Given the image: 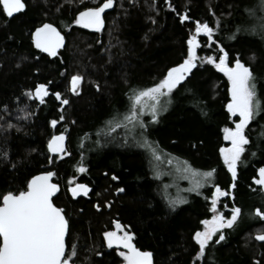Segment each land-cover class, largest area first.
<instances>
[{"label": "trees", "instance_id": "obj_1", "mask_svg": "<svg viewBox=\"0 0 264 264\" xmlns=\"http://www.w3.org/2000/svg\"><path fill=\"white\" fill-rule=\"evenodd\" d=\"M23 2L24 12L11 19L0 6V203L8 192L26 191L34 176L53 171L61 188L53 202L68 220L67 255L74 246V264H122L119 250L108 247L104 235L117 221L134 234L140 250L153 254V264H264V241L256 238L264 234V219L256 215L257 209L264 211V189L255 183L264 167V110L246 130L249 143L232 188L220 149L226 146L224 128H233L239 117L232 118L226 107L231 100L227 76L204 59L218 62L223 48L230 67L236 59L250 66L264 102V36L258 28L245 30L254 24L246 10L259 17L260 0H114L100 31L75 20L104 0ZM184 14L190 19L182 22ZM197 21L214 28L213 41L197 36L196 67L167 97L168 109L156 122L141 116L146 127L137 125L130 134L132 125L123 121L130 95L158 83L187 58ZM44 24L66 37L56 56L35 46L34 33ZM76 75L83 79L73 93ZM39 84L48 89L44 103L27 95ZM59 133L67 134L68 149L55 158L47 147ZM142 137L194 169H215L214 183L171 207L165 180L155 174ZM81 166L87 171L79 172ZM76 184L88 185L87 197L72 195L69 189ZM216 186L229 193L222 196L219 212L229 218L239 207L241 213L222 231L225 239L217 243L216 235L199 258L194 235L213 217Z\"/></svg>", "mask_w": 264, "mask_h": 264}, {"label": "snow or ice", "instance_id": "obj_2", "mask_svg": "<svg viewBox=\"0 0 264 264\" xmlns=\"http://www.w3.org/2000/svg\"><path fill=\"white\" fill-rule=\"evenodd\" d=\"M114 0H104L98 7L87 8L79 13L75 23L84 28H91L100 31L103 28V13L106 9L113 7ZM3 12L8 17L22 11L25 8L23 0H0ZM171 7V4H169ZM258 8L262 14L257 17L254 9H247L250 18L254 24L250 29H245L255 33L257 28L259 34L264 36V0H260ZM174 10V9H173ZM187 14L181 16V21L189 20ZM237 31H240L238 28ZM195 33L188 41V55L178 66L172 67L167 74L158 83L151 87L133 91L129 100L131 106L127 114L123 116V121L132 126L139 125L145 128L146 125L140 118L145 111L151 114L153 122L157 121L159 112L165 110L166 102L162 101L164 97H170L173 90L191 73L196 67V61L199 59L196 49L199 47L197 36L203 34L209 41H213L214 28L208 23L197 21L195 24ZM232 38H235L234 36ZM35 46L50 56L57 55V49L63 46L64 37L51 24H44L37 28L34 33ZM223 53L217 59L215 57L204 58L207 63L214 65L220 72L227 76L230 83L229 92L231 100L227 104V110L232 116L239 117V121L235 124V128H224V139L230 141V147H222L220 149L223 161L232 175L235 188V179L237 176V162L241 158V154L245 151L244 146L249 143L248 137L245 135V128L264 108L256 91L255 77L250 68L239 59L235 60L233 67L227 62V53L220 48ZM79 75L71 78V91L77 93L78 87L82 81ZM47 86L39 84L34 94L32 92L27 95L33 99H38L40 103H44V98L48 95ZM58 100L61 99L60 93L54 94ZM62 104H68L67 99L61 100ZM63 119V117H61ZM52 125L55 126L57 121L53 120ZM121 124L117 122L116 127ZM63 134L53 136L49 141L48 148L50 152L64 153ZM143 144L152 149L153 158L157 161L161 160L158 149L152 147L146 138L142 137ZM51 162V161H50ZM169 164L171 160L167 161ZM83 173L87 169L83 166L78 168ZM176 171L183 175V178H190L192 188L190 191H197L203 187L211 178L214 177L215 169L207 172H200L192 168L187 162H183L182 166H177ZM259 178L255 179V183L264 187V167L258 170ZM55 175L53 171H47L41 175L34 176L27 185L26 191L19 194L8 192L2 197L0 203V264H74L72 257L76 255L73 246L70 254L66 255L65 237L68 233V220L65 218L63 209L57 207L53 203V196L59 191V185L52 182ZM117 179V177H113ZM90 189L86 184H76L71 188L74 197L79 195L87 196ZM123 191V189H119ZM229 195L228 192L222 191L216 186L215 195L212 198L211 211L214 213L211 220L202 221L203 231H197L194 240L199 246L198 257L203 258L206 248L213 240L218 232L222 233L224 228H232L237 221L241 209L234 207L231 210L230 218L220 213L217 208L218 198L220 196ZM184 202L181 198L172 199L169 204L175 207L176 204ZM256 215L264 219V211L256 210ZM108 247L113 245L122 246L127 251L120 252L125 264H153L150 251H142L133 243L134 234L124 231V226L118 221L116 222V230L108 231L105 234ZM258 240L264 241V234L256 237ZM223 234H220L217 243L224 240Z\"/></svg>", "mask_w": 264, "mask_h": 264}, {"label": "rangeland", "instance_id": "obj_3", "mask_svg": "<svg viewBox=\"0 0 264 264\" xmlns=\"http://www.w3.org/2000/svg\"><path fill=\"white\" fill-rule=\"evenodd\" d=\"M76 25H78V24H76ZM78 26H80V27H82L81 25H78ZM79 87H80V85H79ZM79 87H78V90H77V92L79 91ZM162 101L163 102H166V104H165V110H162V111H160L159 112V115L160 114H163L165 111H166V109H168V107H169V102H168V98L167 97H164V98H162ZM144 115H148V116H150L151 117V114L148 112V111H145L144 112V114L142 115V116H144ZM158 115V116H159ZM259 115V114H258ZM258 115H256L255 116V118L258 116ZM232 116V115H231ZM234 117H238V115L237 116H232V118H234ZM254 118V119H255ZM253 119V120H254ZM239 120H237V121H235L234 122V126H233V128H235V124L238 122ZM250 124V123H249ZM249 124H248V126H249ZM248 126L245 128V133H246V130H247V128H248ZM137 128V125L136 126H132L131 127V129H130V134H132L133 132H134V130ZM60 134V133H59ZM64 134H66V133H64ZM246 135V134H245ZM224 137V136H223ZM224 142L226 143V146H224V147H230V141H226L225 139H224ZM150 143V142H149ZM151 145H152V147L153 148H155V149H158V151H159V154L161 155V160H159V161H157V160H155L154 158H153V155H152V149H150V148H148L147 146H146V150H147V153H148V155L151 157V159H152V167H154L153 169H154V171H155V174H156V172H158L157 174L158 175H161V178L163 179V180H165V183H166V185H165V189H164V191H165V193H167V197H168V202L170 201V200H172V199H176V198H181L184 202H182V203H178V204H176L175 205V207H178V206H180V205H183V204H185V203H187L188 201H189V198L192 196V195H199L203 190H205L206 188H208V187H210L213 183H214V178L215 177H213V178H211L207 183H205L204 184V186L203 187H201V188H199L197 191H190L189 189H191L192 188V183H191V180H190V178H183V175L181 174V173H178L177 171H176V168H177V166H182L183 165V162H185V160H183V159H181V158H178V157H176V156H174V155H171L170 153H168V152H166V151H164V150H162V149H160V148H157L156 146H154L152 143H150ZM246 146V145H245ZM245 146H244V148H245ZM243 154V153H242ZM242 154H241V156H242ZM61 157H63V156H61ZM58 158H60V157H58ZM222 159H223V157H222ZM241 159V158H240ZM168 160H171L172 161V163L171 164H169L167 161ZM224 162V161H223ZM239 163H240V160L237 162V166L239 165ZM188 164V163H187ZM225 164V163H224ZM189 165V164H188ZM226 166V165H225ZM226 168H227V166H226ZM228 169V168H227ZM200 171V170H199ZM200 172H207V171H200ZM75 186V185H74ZM73 186V187H74ZM72 188V187H71ZM71 188L69 189L70 190V192H71ZM263 189H264V187H262ZM215 192H216V189H215ZM215 192H214V195H215ZM213 195V196H214ZM213 198V197H212ZM212 198H211V202H212ZM222 196H220L219 198H218V203H217V208L219 207V204H220V202H221V200H222ZM172 207V206H171ZM211 207H212V203H211ZM174 208V207H173ZM219 211V210H218ZM213 213V212H212ZM220 213H223V215L225 216V212L223 211V212H220ZM213 215H214V213H213ZM226 217V216H225ZM230 218V217H229ZM239 218V217H238ZM212 219V218H211ZM210 219V220H211ZM237 221H238V219H237ZM236 221V222H237ZM235 222V223H236ZM205 227V226H204ZM224 229H226V228H224ZM223 229V230H224ZM115 230H116V228H115ZM114 230V231H115ZM204 230V229H203ZM222 230V231H223ZM125 231V230H124ZM221 233L220 232H218L216 235H220ZM213 239H214V237H213ZM120 252H122V250H119L118 251V254H119V256L122 258V260H123V263L122 264H125V261H124V259H123V257L120 255Z\"/></svg>", "mask_w": 264, "mask_h": 264}, {"label": "water", "instance_id": "obj_4", "mask_svg": "<svg viewBox=\"0 0 264 264\" xmlns=\"http://www.w3.org/2000/svg\"><path fill=\"white\" fill-rule=\"evenodd\" d=\"M24 10H25V8L22 10V11H20V12H18V13H15V14H13V16L12 17H8V18H13V17H15V16H17L18 14H20V13H22V12H24ZM106 10H108V9H106ZM54 26V25H53ZM55 27V26H54ZM56 29H57V27H55ZM87 29H90V30H94V31H97V30H95V29H91V28H87ZM58 30V29H57ZM59 31V30H58ZM60 32V31H59ZM61 33V32H60ZM61 35L64 37V42H63V46L62 47H60V48H58L57 49V52L58 51H60V50H62L64 47H65V45H66V39H65V36L61 33ZM39 51H41L42 53H44V54H46V55H48V56H50L48 53H46V52H44V51H42L41 49H39V48H37ZM61 134H63L64 136H65V140H64V148H65V152L64 153H57V154H54V153H52V152H50V150H49V148H48V152H49V154H50V156H52V157H59V156H64L66 153H67V149H68V136L66 135V134H64V133H60V134H56L55 136H59V135H61ZM52 139V138H51ZM49 144V143H48ZM39 175H41V174H39ZM53 180H54V176L52 177V182H53ZM54 183V182H53ZM60 194V187H59V191L57 192V193H55V195L53 196V201H54V199L58 196ZM76 197H86V196H84V195H79V196H76ZM54 203V202H53ZM66 218V217H65ZM68 235H69V224H68V233H67V235H66V237H65V243H66V254H67V239H68ZM107 241V240H106ZM133 243H134V241H133ZM135 244V243H134ZM137 247V246H136ZM111 248H115V249H118V250H122V251H127V249H124L122 246H116V245H113ZM138 248V247H137ZM152 259H153V257H152Z\"/></svg>", "mask_w": 264, "mask_h": 264}, {"label": "bare ground", "instance_id": "obj_5", "mask_svg": "<svg viewBox=\"0 0 264 264\" xmlns=\"http://www.w3.org/2000/svg\"><path fill=\"white\" fill-rule=\"evenodd\" d=\"M106 11V10H105ZM103 16H104V13H103ZM58 29V28H57ZM59 30V29H58ZM60 31V30H59ZM92 31H94V30H92ZM63 34V33H62ZM64 35V34H63ZM65 36V35H64ZM65 39H66V37H65ZM41 52V51H40ZM67 135V134H66ZM59 157H61V156H59ZM55 158H58V157H55ZM37 176V175H36ZM32 180V179H31ZM30 180V181H31ZM53 182L55 183V181L53 180ZM57 184V183H56ZM60 191H61V188H60ZM87 197V196H86ZM76 198H80V197H76ZM81 198H85V197H81ZM134 241V240H133ZM67 251H68V249H67ZM67 255V254H66Z\"/></svg>", "mask_w": 264, "mask_h": 264}, {"label": "flooded vegetation", "instance_id": "obj_6", "mask_svg": "<svg viewBox=\"0 0 264 264\" xmlns=\"http://www.w3.org/2000/svg\"><path fill=\"white\" fill-rule=\"evenodd\" d=\"M92 31V30H91Z\"/></svg>", "mask_w": 264, "mask_h": 264}]
</instances>
